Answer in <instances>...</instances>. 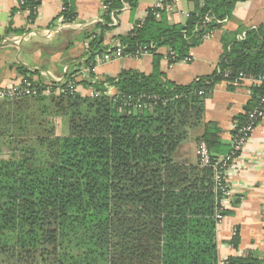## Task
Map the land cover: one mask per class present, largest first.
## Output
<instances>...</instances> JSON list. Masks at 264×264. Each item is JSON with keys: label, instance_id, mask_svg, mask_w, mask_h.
Masks as SVG:
<instances>
[{"label": "trees", "instance_id": "obj_1", "mask_svg": "<svg viewBox=\"0 0 264 264\" xmlns=\"http://www.w3.org/2000/svg\"><path fill=\"white\" fill-rule=\"evenodd\" d=\"M191 1L194 8L183 25L169 24L164 10L158 18L149 10L118 37L122 57L152 56L149 75L123 70L95 80V58L109 52L98 38L88 44L82 64L87 79L80 83L74 81L79 71L46 83L33 79L37 72L19 69L38 94L0 101V264H219L216 216L229 212L220 206L223 194L215 183L217 128L206 125L197 140L206 145L210 166L189 165L174 154L189 131L202 125L204 102L215 84L224 81L232 89L240 76L264 77V27L246 29L243 38L239 30L224 32L215 71L174 84L160 73L157 50L166 49L168 65L188 58L244 0ZM62 2L64 23H71L74 0ZM102 4L108 11L98 25L108 31L109 12L117 15L124 4L133 9L136 2ZM39 5L40 0H24L20 6L30 23ZM21 32L9 25L5 34ZM78 84L92 95L77 93ZM46 89L49 95L42 94ZM251 90L246 113L264 95V82ZM238 244L234 236L231 245ZM223 263L264 261L248 256Z\"/></svg>", "mask_w": 264, "mask_h": 264}, {"label": "crops", "instance_id": "obj_2", "mask_svg": "<svg viewBox=\"0 0 264 264\" xmlns=\"http://www.w3.org/2000/svg\"><path fill=\"white\" fill-rule=\"evenodd\" d=\"M23 1L0 0V88L18 83L22 79L21 68L37 72L33 79L46 83L63 81L67 72L79 71L74 81L80 83L87 79V69L82 64L91 40L98 38L101 49L109 52L115 50L121 46L118 37L125 36L143 21L156 3L160 2L165 8L172 5V0H135L133 9L124 4L121 12L114 14L113 25L110 20L112 29L103 31L98 25L103 23L102 0H74L75 19L71 23L60 21L62 0H40L32 23L28 21L29 12L20 10ZM193 8L191 0H179L171 11L163 12L169 24L183 25ZM9 25L11 29L22 32L6 35ZM259 27H264V0L238 2L231 16L222 22V28L190 50L188 62L168 65L166 49L157 50V54L162 56L159 71L167 81L177 85H187L210 75L222 54L220 40L224 32L239 30L241 33L238 37L243 38L246 29ZM86 36L90 38L86 40ZM101 58H95L91 69L95 80L115 78L123 70L149 75L153 69V58L149 54L109 62H102ZM252 86L251 80L233 85L232 89L224 81L215 84L204 102L202 125L189 131L187 139L174 154L175 160L185 161L189 165L198 163L197 140L205 134L206 125H213L218 130L219 144L212 148L213 157L228 155L235 128L244 123L245 109L251 104ZM109 90L110 94H114L113 88ZM75 91L82 96L92 93L81 84L75 87ZM227 181L229 196L223 207L229 215L216 227L219 264L228 257L251 256L264 261V118L227 170ZM234 236L239 238L237 248L231 245Z\"/></svg>", "mask_w": 264, "mask_h": 264}, {"label": "built area", "instance_id": "obj_3", "mask_svg": "<svg viewBox=\"0 0 264 264\" xmlns=\"http://www.w3.org/2000/svg\"><path fill=\"white\" fill-rule=\"evenodd\" d=\"M202 1V0H199ZM179 0H172V5L168 7H164L160 2L156 3L151 9V13L156 18L159 17L158 12L165 10V11H171L173 5L177 4ZM125 6V5H124ZM64 7L62 8L63 11ZM103 12L108 11V5H103L102 7ZM110 20L111 25L114 24V12L110 11ZM60 21L64 22L63 17H60ZM214 31L209 32L206 34L203 39L206 40L210 38L213 35ZM121 50L122 47H117L114 51L108 52L107 54H104L101 58L102 62H109L112 60L120 59L121 56ZM147 53H144L146 55ZM184 62H188L189 58H185L182 60ZM227 76V74H226ZM244 80H251L253 84L259 85L260 83L264 82V77H259L257 79L254 78H246L244 76H240V78L236 79L233 84L238 85L241 81ZM60 82V81H56ZM71 89V86L69 84L68 86ZM75 90V88H74ZM50 91L49 89H46L42 92L43 95H49ZM38 94V89L35 86L34 81L28 80V79H21L18 83H15L9 87L0 88V101L2 100H15L18 98L23 97H33ZM92 93L90 94V96ZM129 99V98H128ZM264 118V95L259 99L258 103L255 107H253L251 110H249L246 113L245 121L243 124L237 126L235 128V131L231 138V149L228 155H226L223 158H217L213 161V167L216 169L215 173V183L218 189L222 191L223 199L220 201V206L223 207V203L226 198L229 196V190H228V181H227V170L229 169L232 162L235 160L237 155L241 152L249 138L251 137V134L253 130L256 128V126L259 124V122ZM198 161L202 166H210L211 158L207 151L206 145L201 142L198 144ZM218 223L223 220V217L220 215L216 216ZM224 264V263H222Z\"/></svg>", "mask_w": 264, "mask_h": 264}, {"label": "rangeland", "instance_id": "obj_4", "mask_svg": "<svg viewBox=\"0 0 264 264\" xmlns=\"http://www.w3.org/2000/svg\"><path fill=\"white\" fill-rule=\"evenodd\" d=\"M55 44H57V43L55 42ZM59 81L62 82L61 80H59ZM55 94H58V91H56ZM89 96H90V95H89ZM65 130H66V129H65Z\"/></svg>", "mask_w": 264, "mask_h": 264}]
</instances>
